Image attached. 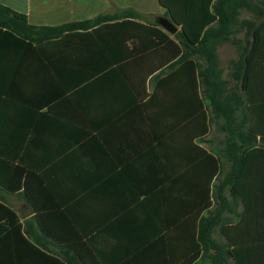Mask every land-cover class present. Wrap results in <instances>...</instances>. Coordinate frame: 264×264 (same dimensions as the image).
I'll return each instance as SVG.
<instances>
[{"label":"trees","instance_id":"obj_1","mask_svg":"<svg viewBox=\"0 0 264 264\" xmlns=\"http://www.w3.org/2000/svg\"><path fill=\"white\" fill-rule=\"evenodd\" d=\"M247 1L158 0L179 29L173 35L132 9L56 27H35L27 24L24 14L0 5V31L16 39L23 49L32 44L40 49L51 41L63 44L76 35L89 37V56L72 61L55 58V64L73 72L70 86L76 93L90 86L97 92L106 91L109 100L136 104L156 148L172 152L156 155L158 164H172L177 169L201 159L197 164L208 176L203 186L156 189V196L169 199L163 205L169 209L166 223L157 221L158 230L145 228L146 201L136 204L131 241H120L124 249L128 245L134 249L122 252L118 264H202L205 258L207 264H264V13L260 11L257 25L239 23V10L248 8ZM243 26L250 38L246 33L238 41L240 53L238 60L231 62L232 87L228 90L216 48L231 39L236 27ZM148 80L154 83L149 95L145 92ZM210 114L221 115L225 121L222 154L229 163V170L212 191L208 184L222 169V159L193 142L207 135L213 120L208 118ZM166 135L184 139L187 145H163ZM4 158L9 162L0 170V184L25 198L34 211L32 217L20 222L14 210L0 204L9 259L17 261L25 251L26 257L50 264H108L92 247L99 236L97 225L83 233L81 219L73 214L76 199L101 194L98 173H89L88 181L82 170L57 173L50 157L43 162L33 157ZM73 160L80 161L79 157ZM63 175H68V180L59 182ZM133 193L136 197L151 195L143 188ZM184 194L191 203H200L203 211L209 210L211 195L216 207L196 226L188 210L187 227L181 231L178 222L184 214L180 216L176 208L177 198ZM227 196L242 205L240 220L233 228L223 218L229 205ZM216 226L222 243L212 238ZM242 228L249 231V237L241 236ZM50 245H58L59 250H51Z\"/></svg>","mask_w":264,"mask_h":264},{"label":"crops","instance_id":"obj_2","mask_svg":"<svg viewBox=\"0 0 264 264\" xmlns=\"http://www.w3.org/2000/svg\"><path fill=\"white\" fill-rule=\"evenodd\" d=\"M0 5L24 14L27 24L35 27L80 22L104 13H117V9H132L155 22L159 17L168 18L158 0H0ZM222 43L216 48L217 60ZM90 44L89 37L76 35L63 44L51 41L40 49L36 44L23 49L16 39L0 31V170L5 168V161L9 162L4 157L15 156L33 157L41 162L50 157L57 173L82 170L87 173L88 181H91L89 173L97 172L101 194L97 198L76 199L73 214L81 219L83 233L89 231V226L97 225L99 236L93 249L101 253L108 264H118L122 252L134 249L132 245L124 249L120 241L122 238L124 243L131 241L136 204L146 201L145 228L158 230L157 221L161 219L166 223L169 209L163 205L169 203V199L156 196V189L199 187L208 176L202 165L197 164L201 159L189 166L179 165L177 169L172 164H158L156 155L172 152L156 148L154 136L136 104L109 100L106 91L97 92L90 86H83L77 93L73 90L70 86L73 72L67 68L58 69L53 59L85 58L92 52ZM227 81L229 90L232 87L229 77ZM153 89L154 83L148 80L146 94H151ZM208 118L213 120L207 135L193 142L222 159V169L216 171L208 184L212 191L229 170V163L222 154L225 121L221 115L210 114ZM167 136L163 145H187L184 139ZM74 157H79L80 161L75 162ZM67 176L63 175L64 180L58 181H67ZM139 188L148 190L151 195L132 196ZM208 199L210 208L203 211L201 204L191 203L186 194L177 198L176 210L180 216L184 214L178 222L181 231L186 230L188 210L194 226L201 217L208 215V211L213 212L216 201L211 195ZM227 201L229 205L223 218L231 221L228 225L233 228L240 220L242 205L228 196ZM0 204L14 210L20 222L34 215L25 198L7 191L2 184ZM4 225V220H0V264H50L26 257L25 251L21 252V259L10 260L9 241L3 239ZM217 229L218 226L213 229L212 236ZM241 236L249 237V231L242 228ZM50 249L58 251L59 247L50 245Z\"/></svg>","mask_w":264,"mask_h":264},{"label":"rangeland","instance_id":"obj_3","mask_svg":"<svg viewBox=\"0 0 264 264\" xmlns=\"http://www.w3.org/2000/svg\"><path fill=\"white\" fill-rule=\"evenodd\" d=\"M248 8H242L239 10L238 14V22H252L254 25H257L260 21L259 13L260 11L264 13V0H248ZM233 36H231V39L225 43H222L219 45L220 53L218 55V67L222 71V79L227 80L230 73V67L231 62H236L239 57V46L238 41L242 40V38L245 36L246 33H248L247 38H250L249 30L246 27H236L234 30ZM227 195V192H225ZM238 210V208H237ZM240 210V209H239ZM231 219L234 221V219L231 217ZM230 219V220H231ZM224 222L228 223L231 221ZM212 238L219 243L224 242V239L221 235L220 228L219 230H215L213 233ZM202 264H207V259H203Z\"/></svg>","mask_w":264,"mask_h":264},{"label":"water","instance_id":"obj_4","mask_svg":"<svg viewBox=\"0 0 264 264\" xmlns=\"http://www.w3.org/2000/svg\"><path fill=\"white\" fill-rule=\"evenodd\" d=\"M157 25L163 29L165 32L173 35L177 32V27L170 21L169 18L166 17H159L157 19Z\"/></svg>","mask_w":264,"mask_h":264}]
</instances>
